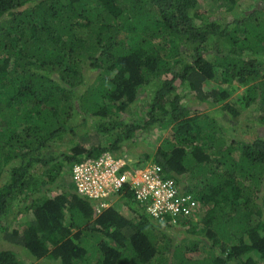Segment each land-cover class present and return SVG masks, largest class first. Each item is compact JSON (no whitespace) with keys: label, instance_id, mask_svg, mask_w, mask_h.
<instances>
[{"label":"trees","instance_id":"16d2710c","mask_svg":"<svg viewBox=\"0 0 264 264\" xmlns=\"http://www.w3.org/2000/svg\"><path fill=\"white\" fill-rule=\"evenodd\" d=\"M251 1L228 21L200 0H0V238L15 246L0 264H264V2ZM104 153L156 163L200 213L160 225L132 192L79 194L74 165Z\"/></svg>","mask_w":264,"mask_h":264},{"label":"built area","instance_id":"2783aa9c","mask_svg":"<svg viewBox=\"0 0 264 264\" xmlns=\"http://www.w3.org/2000/svg\"><path fill=\"white\" fill-rule=\"evenodd\" d=\"M72 178L79 194L97 201L132 192L134 199L163 225L177 226L182 219L199 214L198 202L192 193L167 178L156 163L136 167L127 155L117 158L104 153L97 159L74 165ZM108 206L102 203L98 211Z\"/></svg>","mask_w":264,"mask_h":264},{"label":"rangeland","instance_id":"374dc122","mask_svg":"<svg viewBox=\"0 0 264 264\" xmlns=\"http://www.w3.org/2000/svg\"><path fill=\"white\" fill-rule=\"evenodd\" d=\"M200 1L202 2V7L205 9V11L208 14H210V16L213 17V19H222L224 17V18L228 19V21L233 19L232 17H234V16L240 17L241 15H243L242 13H244L245 10L251 6V4H254V2L251 0H238L235 7L232 10V12L229 13L227 11V5H229V2H227V1H224V0L223 1L200 0ZM260 1H261V4H263L264 0H260ZM92 75L95 76L96 73L93 72ZM216 87L224 88L226 86H220L216 81H210V83L206 86L207 90H210V89H213ZM244 91H245V88L236 86L234 93L232 94L231 98L228 99V101L233 102L234 101L233 99H235L236 97L241 95ZM253 112H255V111H253ZM169 130H170V128L162 129L160 131H154V133H152V134L143 135L142 137H140V139L132 147V152L135 154H138V156H135L133 158H135L139 161L143 158L145 152L152 151L154 153L157 150V148L161 145L163 140L165 138H167L168 135L170 134ZM70 179L72 181L71 175H70ZM71 186L74 187L73 184H71ZM180 188L183 189V187H180ZM117 199H118V196L112 198L111 200H113V201H111L110 205H113V204L115 205ZM117 208H118V206H117ZM100 212H101V210H100ZM199 213H200V211H199ZM160 225H163V224H160ZM174 232L177 234L179 239L184 238L182 229L176 228V229H174ZM74 233H75V230H74ZM2 249H4V250L5 249H15V246L9 242L3 241L0 238V250H2ZM51 264H54L53 261L51 262Z\"/></svg>","mask_w":264,"mask_h":264}]
</instances>
